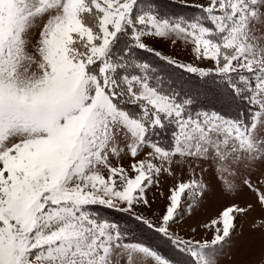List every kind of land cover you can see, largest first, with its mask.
Listing matches in <instances>:
<instances>
[{
	"label": "snow or ice",
	"instance_id": "snow-or-ice-1",
	"mask_svg": "<svg viewBox=\"0 0 264 264\" xmlns=\"http://www.w3.org/2000/svg\"><path fill=\"white\" fill-rule=\"evenodd\" d=\"M0 264H264V0H0Z\"/></svg>",
	"mask_w": 264,
	"mask_h": 264
},
{
	"label": "rangeland",
	"instance_id": "rangeland-1",
	"mask_svg": "<svg viewBox=\"0 0 264 264\" xmlns=\"http://www.w3.org/2000/svg\"><path fill=\"white\" fill-rule=\"evenodd\" d=\"M223 203V202H222ZM220 210V206L213 207L211 213L214 214L216 211Z\"/></svg>",
	"mask_w": 264,
	"mask_h": 264
}]
</instances>
